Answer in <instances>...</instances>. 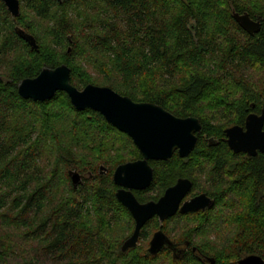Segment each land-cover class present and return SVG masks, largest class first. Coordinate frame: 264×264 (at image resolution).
<instances>
[{
	"label": "trees",
	"instance_id": "obj_1",
	"mask_svg": "<svg viewBox=\"0 0 264 264\" xmlns=\"http://www.w3.org/2000/svg\"><path fill=\"white\" fill-rule=\"evenodd\" d=\"M234 12L260 17L261 30L247 33ZM21 30L35 37L38 48ZM0 33V264H211L208 257L213 264H238L249 254L264 258V153H235L225 133L264 109V0H20L16 17L0 0ZM61 64L70 67L78 88L108 86L176 116L198 117L202 130L194 151L152 161L153 182L137 197L158 199L188 177L190 195L205 192L214 206L163 223L154 217L139 243L123 252L135 220L116 198L113 174L141 157L133 139L99 112L77 110L65 91L46 101L18 91L24 78ZM72 169L85 179L77 188ZM171 222L188 234L172 235ZM157 229L172 245L149 254Z\"/></svg>",
	"mask_w": 264,
	"mask_h": 264
},
{
	"label": "water",
	"instance_id": "obj_2",
	"mask_svg": "<svg viewBox=\"0 0 264 264\" xmlns=\"http://www.w3.org/2000/svg\"><path fill=\"white\" fill-rule=\"evenodd\" d=\"M2 1L14 17L20 14V0ZM233 16L249 34L254 35L260 31L261 21L252 19L249 13L234 12ZM19 33L32 48H38L32 34L22 30ZM18 91L23 98L35 101H46L58 91H65L77 110L91 108L99 112L110 124L133 139L142 158L118 165L113 174L114 183L119 186L116 198L135 220L133 233L121 246L123 252L138 244L142 228L154 216H158L162 223L178 210L187 213L214 206L215 201L206 193L195 195L181 205L193 186L189 178H180L156 201L141 202L133 192V189H145L151 185L154 169L149 160L167 161L175 152L182 158L190 156L197 146L198 133L202 130L198 117L176 116L159 104L136 102L108 86L88 84L80 89L72 84L71 69L67 64L55 68L44 67L36 77L24 78L19 83ZM225 133L228 145L235 153L243 152L250 157L264 153V109L260 114L250 113L244 126H231ZM103 170L106 171V167L101 166L100 171ZM70 176L74 188L83 183L82 175L77 170H71ZM169 242V237L162 230L156 231L150 240L148 253L157 254ZM207 260L214 263V258L208 257ZM238 264H264V258L258 254H249L240 258Z\"/></svg>",
	"mask_w": 264,
	"mask_h": 264
},
{
	"label": "flooded vegetation",
	"instance_id": "obj_3",
	"mask_svg": "<svg viewBox=\"0 0 264 264\" xmlns=\"http://www.w3.org/2000/svg\"><path fill=\"white\" fill-rule=\"evenodd\" d=\"M251 18L254 19V20H260V21H261V26H262V20H261L260 17H258V18H253V17H251ZM242 29H243V28H242ZM243 30H244V29H243ZM260 30H261V29H260ZM246 32H247V31H246ZM247 33H248V32H247ZM254 35H255V34H254ZM226 141H227V136H226ZM227 143H228V142H227ZM140 153H141V152H140ZM175 154L178 155L177 152H175ZM175 154H174V155H175ZM174 155H173V156H174ZM178 156H179V155H178ZM247 156H248V155H247ZM140 158H142V155H141ZM140 158H139V159H140ZM152 161H158V160H153V159H151V160H149V163L151 164ZM180 178H188V177H180ZM180 178H178V180H179ZM178 180H177V181H178ZM177 181H176V182H177ZM191 181H192V180H191ZM152 182H153V181H152ZM192 183H193V182H192ZM151 184H152V183H151ZM173 185H174V184H173ZM173 185H171V186H173ZM116 186H117V190H118V189H119V186H118V185H116ZM150 186H151V185H150ZM150 186L147 187V188H145V189H139V190H138V189H133V192H134V194H135L136 197H137V192H140V193H141V192H143V191H148V189L150 188ZM171 186H169V187H171ZM169 187H168V188H169ZM192 188H193V186H192ZM192 188H191V190H192ZM117 190H116V191H117ZM166 190H167V189H166ZM166 190H165V191H166ZM191 190L188 192V194L186 195V197H184V199L182 200L181 205L183 204V202H185V201L188 200V199H191V198L194 197L195 195H198V194H200V193H205V192H200V193H197V194H194V195H190ZM164 193H165V192H164ZM164 193H163V194H164ZM163 194H162V195H163ZM206 194H207V193H206ZM162 195H161V196H162ZM207 195H208V194H207ZM161 196H160V197H161ZM208 196L211 197L210 195H208ZM160 197H159V198H160ZM137 198H138V197H137ZM159 198H158V199H159ZM211 198H212V197H211ZM158 199H150V200H155V201H156V200H158ZM212 199L214 200V198H212ZM150 200H147V201H141V202H148V201H150ZM214 201H215V200H214ZM211 208H212V207H211ZM208 209H210V208H206L205 210L200 209V210H198V211H207ZM191 212H197V211H191ZM177 213H182V212H180V211L178 210L173 216H175ZM173 216H172V217H173ZM154 217H156V218L159 220V217H158V216H154ZM154 217H153V218H154ZM153 218H151V219H153ZM169 218H171V217H169ZM151 219H149V220H151ZM149 220H148V221H149ZM148 221H147V222H148ZM147 222H146V223H147ZM159 222H160V221H159ZM160 223H161V222H160ZM162 223H163V222H162ZM134 228H135V227H134ZM158 230H162V229H157L156 231H158ZM133 231H134V230H133ZM156 231H155V232H156ZM155 232H154V233H155ZM153 235H154V234H153ZM152 237H153V236H152ZM170 244H171V242H169V244L166 245V246H169ZM171 245H172V244H171ZM187 245H188V244L186 243L185 245L174 246V249H176V250H178V251H181V250L184 249L185 246H187ZM166 246H165V247H166ZM172 247H173V246H172ZM194 251H196V249H195ZM197 253H198V252H197Z\"/></svg>",
	"mask_w": 264,
	"mask_h": 264
},
{
	"label": "rangeland",
	"instance_id": "obj_4",
	"mask_svg": "<svg viewBox=\"0 0 264 264\" xmlns=\"http://www.w3.org/2000/svg\"><path fill=\"white\" fill-rule=\"evenodd\" d=\"M1 38H2V35H1V33H0V40H1ZM70 48V50H71V47H69ZM69 50V49H68ZM89 72L91 73V75L93 76V77H96V76H98V74L95 72V70H93V69H91L90 67H89ZM2 70H0V72H1ZM80 89H82V88H80ZM231 127V126H230ZM229 128V127H228ZM101 166H104L103 164H101L100 165V167ZM100 167H99V170H100ZM73 170V169H72ZM79 172V171H78ZM80 173V172H79ZM81 175H82V181H84L85 179H84V176H83V174L82 173H80ZM81 185V184H80ZM180 221V220H179ZM177 223V222H176ZM174 223V222H171V224L169 225V229L170 230H173V231H171L172 233V235H173V232H181L183 235H186V234H188V231L186 232L185 231V229L183 228H181V224L180 223ZM192 226V225H191ZM155 232V231H154ZM177 234H180V233H177ZM153 235V234H152ZM151 238H152V236H151ZM151 238H150V240H151ZM210 239L211 240H214V235H211L210 236ZM150 240H149V242H148V247L147 248H149V245H150ZM139 243V242H138Z\"/></svg>",
	"mask_w": 264,
	"mask_h": 264
}]
</instances>
